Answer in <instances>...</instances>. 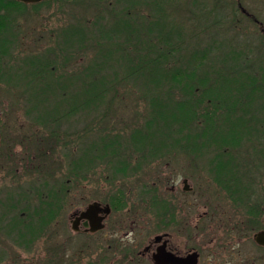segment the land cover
<instances>
[{"label":"rangeland","instance_id":"obj_1","mask_svg":"<svg viewBox=\"0 0 264 264\" xmlns=\"http://www.w3.org/2000/svg\"><path fill=\"white\" fill-rule=\"evenodd\" d=\"M188 1L192 7V0H176L172 5L176 23L170 37L181 49L170 65L175 58H185L170 69L184 64L185 59L188 63L189 53H193L195 58L189 63L196 70L191 69L192 76L199 74L204 79L213 71H221V78L227 82L217 79L224 85L220 98L231 100L241 92L238 121L243 119L240 115L248 121L250 134L243 136L248 139L236 148L238 151L230 148L231 144L226 147L233 150V158L227 157L230 152L226 149L214 147V142L208 148L191 151L188 138L174 141L173 147L167 142L160 147L157 140L138 150L128 146V138L137 130L143 131L151 92L160 85L153 82L155 72L132 75L130 70H122L127 66L119 54L124 37L120 30L108 36L102 33L101 25L105 28L108 22L104 16H97L98 10L107 7L119 11V5L107 6L105 0H52L38 7H15L10 22L15 44L11 55L15 59L9 70L13 69L10 74L2 73L0 65V264H153L138 252L155 234L162 233L172 236L171 243L177 242L180 250H196L199 264H264V248L253 241V234L264 230V200L254 197L264 193V33L235 9L239 3L264 28V0H205L208 10L192 7L190 12L185 6ZM103 20L105 23H98ZM140 25L146 37L144 50L155 52L150 42L151 23ZM6 28L0 29V34ZM111 42L113 52L107 48ZM132 46L133 52L138 51L135 44ZM222 64L228 67L219 68ZM39 66L42 69H37ZM137 66L136 60L133 69ZM33 73L44 76L34 78ZM159 78L168 81L167 77ZM188 84L192 85L190 75ZM179 86L161 87L172 88L173 95L178 96ZM101 90L105 91L102 98L96 96ZM222 119L224 131L238 122L232 115ZM188 130L187 135H192ZM173 135L161 138L168 141ZM106 137L113 140L103 146L109 142ZM91 141L97 145L93 153V144L88 145ZM143 151L155 155L148 166L131 160L129 166H135L125 167L123 152L134 157ZM218 154L232 162L231 171L239 179L251 182L248 193L261 200L256 214L248 212L254 198L248 201L238 193V198L235 194L229 197L214 180L212 170ZM78 170L86 171L83 177L75 175ZM67 179L69 191L59 202L52 225L42 228L34 214L42 195L60 198L58 185ZM157 179L152 189L150 182ZM184 179L190 188L187 191L182 189ZM119 189L125 193L122 205L120 198L111 201L114 213L118 212L112 218L116 229L111 232L106 228L94 235L72 230L70 215L74 210L95 200L106 202L109 194L115 196ZM142 190L151 193L141 198ZM153 190L158 203H153ZM120 217L123 221L115 224ZM134 217L143 218L145 223L130 227ZM22 218L27 223L37 221L30 242L16 238V229L11 228L17 223L24 230ZM129 231L131 234L120 241Z\"/></svg>","mask_w":264,"mask_h":264},{"label":"trees","instance_id":"obj_2","mask_svg":"<svg viewBox=\"0 0 264 264\" xmlns=\"http://www.w3.org/2000/svg\"><path fill=\"white\" fill-rule=\"evenodd\" d=\"M119 16L115 18L112 22L108 23L109 26L105 24L104 27L106 29L103 28V25H101V29L104 30V31L101 30L103 34H106L108 36L110 32L116 30L118 31L120 30L121 32L123 23H122V18ZM216 21L217 22L222 21V17L221 19ZM102 23H104V21ZM173 25L174 24H171L170 26ZM218 25H220V23H218ZM163 27H165V25H163ZM163 27H161V35L159 39L158 50L153 53H151L150 51L149 53L151 54L150 55L151 57L149 56V54L146 55V57H149V59L151 58L150 61L151 63L153 60L157 62L156 67L159 69V71H157L156 73L157 76L154 78L153 82L156 83V85H160V86L158 88H154L155 90L151 92L152 97L150 99H152V101L148 102L149 103L147 109L148 111H146V114H148L147 115L148 118H146L144 125L141 129L143 131L139 132L140 130H137L133 138L131 140H128L130 142L128 146H132V148L150 146L153 141L157 140L156 142L160 147L165 145V142L168 143V146L173 147L174 141L176 142L179 140H186V138H188L191 151H198L203 146H205V148H208L209 144H211L210 142H214L213 146L217 147V149L219 150L226 149L227 151H229L228 150L229 147L226 148L229 144H231L230 148L234 147L233 150H237L239 145L242 144L244 141H246V139H248L243 136L244 135L248 136L250 134L248 121L245 120V118L242 117V115H240V117L243 119H241V121H238L239 113L237 112L242 111L241 106L243 104V99L241 96H239L241 92H237L235 97H232L231 100H228L226 96L225 98H220V94H221L220 88H222V86L224 85H219L217 83V79L220 78L224 82L227 79V78H221V76H224L223 72L221 71H213L212 75H208V77L204 79L201 78L199 74H197L196 76L199 77V80H197L198 82L193 80V77L196 76H190L192 85H189L188 84L189 74L186 72V70L196 69V67H194L193 65H191L190 67V63H189L191 59L195 58V55H193V53H189L190 56V59L188 60L189 64L186 63V59H185L184 64L182 63L181 65H177L172 69H170L172 65L176 63L177 60L180 59L184 60L185 57L182 56L175 58L173 64L170 65V62L173 60V57L175 56V53H178L181 48L180 45L177 43V41L173 42L171 40L170 34L174 32V27L166 29L165 32L164 29H162ZM90 32L92 33L93 30H89V33ZM162 32H164V35ZM201 32L202 33L200 35L202 36L203 33H205V29H203ZM71 33L76 34L75 32H71ZM84 38L86 37L82 36V39ZM118 48H119V54L121 56L123 54L122 43L119 44ZM229 58L233 59V56L230 55ZM222 61H227V60L226 58H223ZM185 64H187V67ZM222 66L223 64L219 66V68H221ZM226 67L228 66L226 65L224 68ZM37 69H42V68L39 66ZM170 71H174V72H170ZM34 73H33V76H35L34 78H41V76H44V75L41 76L34 75ZM160 76L167 77L166 79H168V81L160 80L159 78ZM210 76H212L211 79ZM249 79L252 81L254 78L252 76L249 77ZM205 80L207 81L206 83H204ZM208 81H212V84L208 83ZM167 82H169V84H167ZM196 82L197 84L193 85ZM200 84L201 85L203 84L204 86L202 87L205 88L203 89L200 88ZM166 85L167 86L171 85L175 87L180 85L179 86V89H181V91H179L180 94L178 96L173 95L174 91L172 88L161 87ZM100 92L101 93H96V96L102 98V95L105 93V91L101 90ZM223 115L226 116L232 115L235 118L234 121L235 122L238 121V122L235 123L234 125L232 124L229 130L224 131L223 122L225 121L222 119ZM187 129H189L188 131H190L192 135L190 136L187 135V133L185 132ZM177 133L183 135L185 134V135L182 137L174 136ZM169 134H174V135L169 136L167 138L169 139L168 141L166 139L161 138ZM182 147H184V143H182ZM232 152H230L229 154L230 156L227 157H232L233 155ZM224 153H222L221 155L223 156ZM221 155L220 154L217 155L214 169L212 170L214 174V180L221 186V188H223L228 193L229 197L234 196V194L235 197L237 198L238 196L242 197L244 195L245 199L251 201L253 198L252 196L253 194L250 195L248 193L249 189H252L251 182L244 180L242 177H241L242 179H239L240 177H237L238 175L232 173L231 166H229V164H231L232 162L228 159L224 160ZM125 162L128 163L126 160ZM234 165L237 164L234 163ZM224 181L230 182L231 184L226 185L224 184ZM244 186H247V188H242ZM258 189L260 191V188ZM52 190L54 191V188H52ZM237 193L238 196L236 195ZM49 196L42 195V200L38 206L39 208L34 213L37 216L36 220L39 221V223H41L42 228L52 225L54 214L58 211L59 202L57 201L56 196L55 195H49ZM254 197L257 198L262 197V199L264 200V193H262V195L260 193L259 194L257 193ZM260 201L261 200L254 198L253 204L251 202L250 203L251 205L248 206V212H250L249 214H256V212L260 208L259 207ZM36 220L34 222L31 221L30 223H27L22 218L20 222L22 223V227H24V230H21L20 227L17 225V223H12V227H11L12 230L13 227L14 229H16V232H14L16 238L24 239V242H30L31 235L35 234L32 230V226L34 225L35 222H37Z\"/></svg>","mask_w":264,"mask_h":264},{"label":"flooded vegetation","instance_id":"obj_3","mask_svg":"<svg viewBox=\"0 0 264 264\" xmlns=\"http://www.w3.org/2000/svg\"><path fill=\"white\" fill-rule=\"evenodd\" d=\"M108 3V6H112L113 2H115L116 4H119L120 6V16L122 18V30L121 33L123 34V45H122V49H123V54L122 57L125 61V65L127 67H123L122 70H130V73L132 72V75H142L145 73H157V67H156V61L153 60L152 64L151 62H144L145 58H149V57H145V55L149 54V51H145L143 48V28H141V23H151L152 29H153V36L152 39L150 40L151 44L153 47H155V52L158 50L159 48V39H160V23H175V20L173 19V13H172V5L173 3H175V0H106ZM227 1V0H226ZM189 1L187 2L186 8L187 10L190 12L193 9L197 8L198 11H206L207 8V4L205 3V0H192V4L190 7L189 6ZM15 7H16V3L15 0H0V23H8L7 25L5 24H0V29H5L6 27V31L3 30L4 36L2 34H0V65H2V73L4 72H8L10 74L11 72V68L9 70V64L13 63V59L14 56L11 55L12 54V50L14 47V41L13 38L10 36L12 34V31L10 29L11 26V21L14 20V13H15ZM213 9V8H212ZM236 10H238L240 13H242L243 15H245L246 17H249L250 19L247 22L250 23H255L256 25L259 26L260 31L264 33V28H263V24L262 22L258 21L255 18H252V16H250V14H248L246 12V10L239 4H236L235 7ZM104 11L105 15L108 19V22H112L115 18H117V12L113 11V10H109L108 8H105ZM139 11V12H138ZM243 11V12H242ZM146 16V18H144ZM2 18V19H1ZM189 22L192 23V20H190ZM76 23V22H75ZM78 23V21H77ZM140 23V24H139ZM138 24V25H137ZM145 25V24H144ZM1 33V31H0ZM202 32H200L201 34ZM7 34V35H6ZM146 39V37H144ZM133 44H135L136 49L138 48V51L136 50L135 52L133 49ZM137 60L138 66L135 67L133 69V65H134V61ZM7 61V62H6ZM131 61L129 64L128 62ZM149 65L150 68L148 67ZM151 71H150V70ZM133 70V71H132ZM196 69H194L195 71ZM192 70H186V72L192 76L191 73ZM1 73V72H0ZM236 76H240V75H236ZM201 77V75H200ZM203 78V77H201ZM199 80V78L194 79V81ZM225 82H227V80H225ZM93 85H89V87H91ZM154 88H158V86H155ZM1 135V134H0ZM104 140H107L109 142H104L102 145L103 146H108V144L110 143L111 140H113V138L108 139V137L104 138ZM93 144L91 147L92 148V153L96 151L95 146H97L95 143H93V141L89 142V144ZM105 149V148H100ZM90 150V148H89ZM87 150V152L89 151ZM106 150V149H105ZM135 150H138V148H135ZM116 154L120 155L119 151H117L116 149ZM154 152V151H153ZM127 152H123L122 155H124L123 157L125 158L124 160L128 161L127 164H125L126 168L127 167H131L129 166L131 163V160L133 161H138V165L140 164H145L143 166H148L149 162L151 161L152 158L155 157V155H152L153 153H146L145 151L141 152V153H137L136 156H128L126 157L125 154ZM95 159V158H94ZM150 159V160H148ZM135 166V165H134ZM133 166V167H134ZM254 166V163H253ZM263 166V165H262ZM79 167L81 169H83V165L79 164ZM94 167V166H93ZM131 167V168H133ZM257 167V166H256ZM140 167L135 168L136 170H138ZM86 169V168H85ZM89 171V175L91 174L90 171H92V166L88 169ZM86 173V171L82 172V170H78V172L75 174L77 175V177H83L84 174ZM156 178V177H154ZM186 179L183 180V191H187V189H185V184L184 181ZM158 179L157 181L153 180L150 182V186L152 187V189L156 188ZM61 185H58L59 188V193H61V197L57 198V201L62 202V198L64 197V195H67V190L69 191V184H70V180L68 181V179L65 182H60ZM254 186V185H253ZM67 187V188H66ZM190 189V188H189ZM121 189H119V192H116L115 196H112V194H109V200H107L106 202L100 201V200H95L92 202H98L101 208H104L103 210L99 211L97 214V217H103V224L104 227L102 230L108 228L111 232L113 231L112 228L116 229L117 227H113V221L112 218L115 217L117 215L118 212L114 211L116 210L115 206L112 205L111 201L112 199H118L120 198V204L122 205V198H124L123 194L125 195V193H120ZM58 193V195H59ZM151 193V190L149 191H145L143 193V190L141 192V198H143V196H145V194H149ZM155 191L153 190V194L152 196H154L153 199V203H158V199L155 197L154 195ZM254 198V197H253ZM143 200V199H142ZM91 202V203H92ZM90 203H88L85 207L82 208H77L76 210H74L71 215L70 218L72 220V222L77 218V216L80 215V213L86 209V207L89 205ZM105 209H109L106 213H105ZM113 214V215H112ZM159 213L157 212V215ZM120 216H123L124 214L119 213ZM174 216V213H173ZM121 218V217H120ZM118 219L115 221V224H117L118 222H122L123 219ZM88 222V220L85 219H80L77 222V228H78V232L82 231L83 233L89 234V235H94L95 233L99 232H88L87 231V224H85V222ZM143 218L136 220L135 217L130 219V227L132 226H136L139 225V223L143 224ZM145 223V222H144ZM101 231V230H100ZM116 231H114L115 233ZM130 231L128 233H126L123 237H118L120 241H123L125 238H127L130 235ZM116 235V233H115ZM159 235V234H155V236L152 239V242L150 241L148 244H146L143 249L141 251L138 252V256L141 258H148L150 259V261L153 263V254H155V252L157 251V249L160 247H163V249L167 252H171L175 255L178 256H185L189 251H191V249H186L184 251H182V249L180 250L178 247L179 244H172L171 243V238L172 236H169L166 233H162L160 234L162 236V238L159 240V242H155V237Z\"/></svg>","mask_w":264,"mask_h":264},{"label":"water","instance_id":"obj_4","mask_svg":"<svg viewBox=\"0 0 264 264\" xmlns=\"http://www.w3.org/2000/svg\"><path fill=\"white\" fill-rule=\"evenodd\" d=\"M24 2H39L42 0H21ZM185 189H187V182L184 181ZM99 204L91 203L88 207L81 212L80 217L73 222L72 228L74 230L77 229L76 222L82 218H85L89 221L90 231L94 232L103 228L102 217H97L99 211H101ZM109 209H105V213ZM87 224V222L85 223ZM254 241L256 244L260 246H264V230L258 231L253 235ZM161 239V236H157L155 241ZM199 254L197 251L188 252L185 256H177L171 252H167L163 249V247H159L156 253L153 255V260L155 264H198Z\"/></svg>","mask_w":264,"mask_h":264}]
</instances>
